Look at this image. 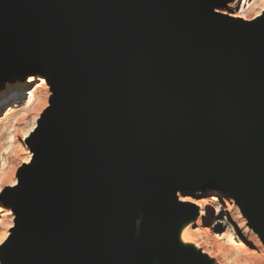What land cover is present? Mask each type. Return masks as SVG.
Here are the masks:
<instances>
[{"label":"water","instance_id":"95a60500","mask_svg":"<svg viewBox=\"0 0 264 264\" xmlns=\"http://www.w3.org/2000/svg\"><path fill=\"white\" fill-rule=\"evenodd\" d=\"M228 1L0 0V91L44 77L53 94L1 196L3 264L168 258L185 188L222 190L264 239V15L224 22Z\"/></svg>","mask_w":264,"mask_h":264},{"label":"rangeland","instance_id":"374dc122","mask_svg":"<svg viewBox=\"0 0 264 264\" xmlns=\"http://www.w3.org/2000/svg\"><path fill=\"white\" fill-rule=\"evenodd\" d=\"M233 2L234 0H229L226 2L225 6L219 10L224 9L227 5L232 4ZM240 10L241 5L239 4L236 11ZM244 14L246 16H252L253 12L246 11ZM221 19L224 22H229L226 18L221 17ZM252 19H248L247 21H251ZM26 82L22 84H25ZM19 85L20 84H14L12 86ZM32 92L34 93V96L31 101H29L28 97L21 95L22 97H20L16 102L0 111V189H4V191L0 193V196H2L7 189L9 190V188H11L9 183H11L12 179V182H16V185L13 187L18 185L19 178L27 170V167L34 161L35 153L32 145L34 135L41 124L42 116L46 114L53 102V94L51 93V89L44 78L41 80L38 79L37 83L27 89L25 94L28 93L29 96ZM28 102L29 104L27 105ZM33 117L36 118L34 119ZM26 163H28L27 166L25 165ZM210 196H212L211 193L205 194L200 198L193 196L186 197L192 200H206ZM229 199L230 201L233 200L231 198ZM221 202L223 204L227 203L228 206L231 207L229 214L234 221L232 224L234 229L229 231L228 234L233 240L227 237L226 239L229 238L230 240L228 239L225 241V239L215 242V238L213 239L212 237H219L227 226L220 228L217 231H212L210 229L212 222H210L211 225L208 227L206 226L208 228L207 231L202 230L206 229L205 226H202L198 232H193L195 234L193 238L194 243H196L200 248L205 247L213 255L215 254L214 256L219 257L218 259L221 260V264H264V252L258 251L259 249L251 247L247 243L249 235H251L249 233V231L251 232V228H247L249 234L243 232L242 221L244 219L247 221L248 217L241 212L239 207V210L237 209L238 204L237 206H234V204L227 201V199H222ZM246 221L243 227H248L246 224L249 223V220L247 222ZM15 227L16 216L13 211L10 208L5 207L4 202L0 200V235L1 233H7L5 237L6 240L4 239L5 241H3L0 245V249L13 236ZM236 241L241 242L249 251H253L255 254H249L244 251H236L234 249L235 246L233 245ZM217 242L220 245H218ZM214 244H217V247L221 246L222 249L221 247H219L220 249L217 248ZM260 244L262 243L260 242ZM225 247L231 248L228 253H226ZM0 264H3L1 260Z\"/></svg>","mask_w":264,"mask_h":264},{"label":"bare ground","instance_id":"6f19581e","mask_svg":"<svg viewBox=\"0 0 264 264\" xmlns=\"http://www.w3.org/2000/svg\"><path fill=\"white\" fill-rule=\"evenodd\" d=\"M239 4L241 5V10L236 11ZM246 11H252L253 12L252 16H246L244 14ZM216 12L219 15L233 21L252 23L264 15V0H234L232 4L227 5L224 9L221 10L217 9ZM248 19H252V20L247 21ZM42 78L44 77L29 78L25 84H20L19 86H12V85L6 86V88L0 92V111L4 110V108H7L10 104L16 102L22 96L28 97L29 101H31V99L34 96V93L32 92L31 94H29V96L28 93L27 94L25 93L27 89H29L31 86L37 83L38 79L41 80ZM28 104L29 102L27 103V105ZM25 165L27 166L28 163H26ZM12 180L11 183H9L10 184L9 186L11 187L9 189L15 188L13 186L16 185V182L15 181L12 182ZM208 193H211L212 196H210L206 200H201V199L192 200L186 197V196H193L196 198H200L201 196ZM174 198L176 204H178L183 209V211L177 212L174 215H172V217L166 223V231L171 235L174 248L168 258H154L150 264H166L170 259H173L174 257L181 255H187L192 262L196 261L198 264H221L222 262L220 259H218L219 257L214 256L215 254L213 255L205 247L200 248L196 243H194L193 238L195 234L193 232L195 231L198 232L200 230V227L202 226H205L206 228L202 230L207 231L208 230L207 227L211 225L210 222H212L211 228L209 227L212 231H217L218 229L227 226L219 237H215V236L212 237L213 239L215 238L214 240L215 242L220 240H225L227 237H229L228 234L229 231L234 229V226L232 225L234 221L229 214L231 207H229L227 203L223 204L221 200L227 199V201L232 202L234 206H237L236 201L234 199L230 201L228 195L222 190L210 188V187H205L203 189H193V188L181 189L175 192ZM0 200L2 201L1 196H0ZM238 207L239 206H237V209L239 210L240 207L239 208ZM245 221H246L245 219L242 221V229L244 230L243 232L248 233L247 228L249 229L251 228V232L249 231L251 235H249V240H247L248 245L259 249L258 251L260 252H264V239L260 234V231L255 226H250L249 223L246 224L248 225V227L247 226L243 227ZM147 224L148 222L144 219L141 212L138 211V215L134 219L133 234L130 237L121 235L120 241L123 243V245H125V241L129 238L139 241L141 231L143 228L147 226ZM6 234L7 233H3V234L1 233L0 245L3 243V241L6 240L5 239ZM228 239H226L225 241H227ZM231 240L233 239L231 238ZM260 242L262 244H260ZM217 244L220 245L218 242ZM233 245L235 246L234 249L236 251H244V252H248L249 254H255V252L249 251L246 248V246H244L239 241L234 242ZM219 247L221 246H218L217 248ZM230 249L231 248L229 247L228 248L225 247L226 253H228Z\"/></svg>","mask_w":264,"mask_h":264},{"label":"snow or ice","instance_id":"6c2138e0","mask_svg":"<svg viewBox=\"0 0 264 264\" xmlns=\"http://www.w3.org/2000/svg\"><path fill=\"white\" fill-rule=\"evenodd\" d=\"M4 191V189H0V193H2Z\"/></svg>","mask_w":264,"mask_h":264}]
</instances>
